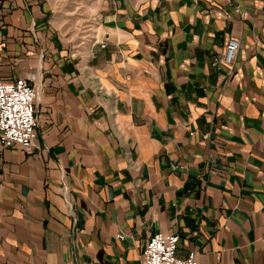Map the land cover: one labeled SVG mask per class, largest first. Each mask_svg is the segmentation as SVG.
Segmentation results:
<instances>
[{"label":"crops","instance_id":"obj_1","mask_svg":"<svg viewBox=\"0 0 264 264\" xmlns=\"http://www.w3.org/2000/svg\"><path fill=\"white\" fill-rule=\"evenodd\" d=\"M51 3L0 0V78L33 75L37 119L0 148V264H139L157 233L264 264V0H93L86 41Z\"/></svg>","mask_w":264,"mask_h":264},{"label":"built area","instance_id":"obj_2","mask_svg":"<svg viewBox=\"0 0 264 264\" xmlns=\"http://www.w3.org/2000/svg\"><path fill=\"white\" fill-rule=\"evenodd\" d=\"M234 12L239 9L234 7ZM104 47L105 44L100 42ZM239 49L238 41H227L224 51L213 57L211 66L232 64ZM4 81L0 78V148L6 149L17 145L24 152L35 147L37 139V119L35 115V89L33 75ZM123 239L122 235L117 236ZM179 236L177 234L157 233L141 247L139 264H198L196 252H188L185 258L177 255Z\"/></svg>","mask_w":264,"mask_h":264},{"label":"rangeland","instance_id":"obj_3","mask_svg":"<svg viewBox=\"0 0 264 264\" xmlns=\"http://www.w3.org/2000/svg\"><path fill=\"white\" fill-rule=\"evenodd\" d=\"M51 2L54 18L62 25L67 38L89 40L95 26L92 16L95 12L93 0H51Z\"/></svg>","mask_w":264,"mask_h":264}]
</instances>
